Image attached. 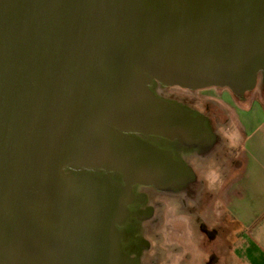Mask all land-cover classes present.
I'll use <instances>...</instances> for the list:
<instances>
[{
    "label": "water",
    "instance_id": "obj_1",
    "mask_svg": "<svg viewBox=\"0 0 264 264\" xmlns=\"http://www.w3.org/2000/svg\"><path fill=\"white\" fill-rule=\"evenodd\" d=\"M166 88L264 99V0H0V264H133L140 187L208 206L177 151L228 128Z\"/></svg>",
    "mask_w": 264,
    "mask_h": 264
},
{
    "label": "rangeland",
    "instance_id": "obj_2",
    "mask_svg": "<svg viewBox=\"0 0 264 264\" xmlns=\"http://www.w3.org/2000/svg\"><path fill=\"white\" fill-rule=\"evenodd\" d=\"M161 91H163L162 95L166 98H173L185 103L190 102L189 99H183L176 93H172L170 88H166ZM192 94L193 92H190L189 96L192 97ZM195 94L197 95V102H203V97H210L214 99V101H216L220 107H223L228 111L230 125L226 132H224L225 134H223L226 137H222L225 139L223 140L224 145H228V148L226 147L227 151L232 147L235 149V152H237V150L239 152L241 149L246 148L244 144L246 137H255L257 135L262 137L261 134L264 133L262 130L263 128L258 133L255 131L257 126L264 125V99H262L258 90H254L250 94L248 93L246 95V99L243 102L236 100L227 89L221 90L212 88L208 90H202ZM199 107L200 104L195 105V107L193 106L195 110H199ZM191 162L194 164L197 172V181L205 182V186L202 189L205 188L204 191L206 190L207 193H214L215 197H217V202L213 203L212 206V210L214 212L210 213L211 208L208 206L207 207L209 210L207 207L204 209L201 208L203 222L211 227L213 223L220 221L221 215L224 216L226 214V211L224 210V205L226 202L224 191L230 182V173H227L226 176L223 175V173L217 169L216 165L212 161L202 163L197 162L194 159ZM207 193L203 196L204 198L209 196ZM161 200L165 203V205L162 207L164 209L160 211L161 222L159 224L161 225V223H163V225L154 229L156 230V233L158 232V237L160 236V238L154 235L155 233L150 231L151 228L149 225H145V227H147V232L145 234L151 244L150 255H153L155 252L159 254L161 251L162 253H160L163 257L161 261L163 263L165 261L168 262L169 260L172 262H177L178 259L175 258L173 251V244L175 243L188 252L192 259H194L198 251L195 242L197 244L200 240V234L196 229L195 223L191 219L194 224L192 222L188 224L186 218H182V220H176L178 217L177 215L180 213V209H177L178 199L176 197H162ZM210 203L211 201L207 205ZM225 222L227 223L226 227L228 228V231L230 228L231 231L228 232L225 227V237L227 242H229H224V246L222 247L221 251H223L224 258H226L225 260L228 261L227 264H233V259L228 255V253H226V251L227 247L234 243L237 226H231L227 219H225ZM194 234L197 236L196 241L193 240Z\"/></svg>",
    "mask_w": 264,
    "mask_h": 264
},
{
    "label": "flooded vegetation",
    "instance_id": "obj_3",
    "mask_svg": "<svg viewBox=\"0 0 264 264\" xmlns=\"http://www.w3.org/2000/svg\"><path fill=\"white\" fill-rule=\"evenodd\" d=\"M208 89L190 91L182 88H174L172 90V93H176L183 99H189L190 102H188V104L190 106L195 107V105L200 104L199 111H201V113L208 119L209 126L213 131L226 130L228 128L229 114L225 108L220 107V105H218V103L210 97H203V102H197V95L195 93ZM190 92H193V94L191 95L192 97L189 96ZM177 152L180 156H183L184 154L187 155V158L199 157L203 162L211 160L216 165L217 169L225 174L230 173L234 168L236 169L239 163L236 158L228 155L230 153L229 151L225 150L223 153L222 148H218V150L215 151L211 156H208L210 155V153L207 150L200 152L198 150L185 151L179 149V151ZM190 188L191 187H187V191L183 193V195L179 194L178 196H176L178 199V208L180 209V214L177 215L178 217L176 220H182V218H186L188 224L193 221L196 225V229L199 231L200 240L197 244L195 242L198 251L194 259H192L188 252H186L182 247L178 246L175 243L173 244V251L175 254V258L178 259L177 262H172L169 260L168 262L165 261L163 263L161 261V259L163 258L162 254L160 253L161 251L159 252L160 255L156 252L153 255H150L151 246L147 242H145V238L147 237L145 234L147 232V227H145V225H149V227L151 228L150 231L155 233L154 235L158 237L156 230L154 229L158 227L159 223L161 222V212H154L153 215L152 213L150 214V217H146L142 224L136 226L135 233L133 234L134 251L130 254V257L133 259V264H227L224 261L223 251L221 250L224 246V242L228 243L225 237L226 229L228 231L225 219H227V221L232 226L233 224L231 223V218L227 213L224 216L221 215L220 221L213 223V225L209 227L203 222V216L201 215V208L204 206V200H202L201 196L193 198ZM139 191L145 193L149 198L148 201L150 200V202H146L143 208L152 211L157 206H162V197H169L170 195H172L171 193H165L153 187H140ZM209 195L211 194L209 193ZM208 201H211L208 207L211 208L210 213H212L214 212L212 210L213 203L217 202V197H215L214 193L213 197ZM208 207L207 209L209 210ZM190 219H192V221H190ZM230 231L231 228L228 232ZM193 238L194 241L197 240V236H195V234L193 235Z\"/></svg>",
    "mask_w": 264,
    "mask_h": 264
},
{
    "label": "crops",
    "instance_id": "obj_4",
    "mask_svg": "<svg viewBox=\"0 0 264 264\" xmlns=\"http://www.w3.org/2000/svg\"><path fill=\"white\" fill-rule=\"evenodd\" d=\"M261 129L264 125L257 126L256 133ZM261 136L245 138L246 148L237 150L239 163L224 191V210L237 226L234 243L226 251L233 264H264V133Z\"/></svg>",
    "mask_w": 264,
    "mask_h": 264
}]
</instances>
